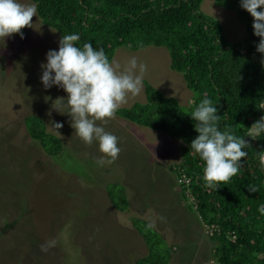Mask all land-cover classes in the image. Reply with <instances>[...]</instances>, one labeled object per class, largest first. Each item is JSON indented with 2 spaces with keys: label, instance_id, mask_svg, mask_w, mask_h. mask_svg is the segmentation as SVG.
I'll use <instances>...</instances> for the list:
<instances>
[{
  "label": "rangeland",
  "instance_id": "obj_1",
  "mask_svg": "<svg viewBox=\"0 0 264 264\" xmlns=\"http://www.w3.org/2000/svg\"><path fill=\"white\" fill-rule=\"evenodd\" d=\"M199 10L221 25L229 45L245 38L235 13L216 7L213 0H202ZM32 23L21 30L23 39L18 34L0 39V264H134L146 249L130 217L149 223L173 247L170 264H214L213 245L180 198L169 169L179 161L177 141L116 116L97 121L118 137L121 149L114 163L100 166L104 154L98 143H84L71 127V116L52 108L67 94L43 87L40 66L50 49L58 50L57 35L36 17ZM133 56L146 65L143 86L151 85L190 111L194 95L182 76L170 70L164 49L118 48L111 62L123 70ZM143 102L142 88L120 108ZM32 115L61 140L58 158L48 157L28 138L23 119ZM53 122L63 127L57 131ZM109 183L125 187L127 214L111 207L104 190ZM50 240L55 245L41 251Z\"/></svg>",
  "mask_w": 264,
  "mask_h": 264
},
{
  "label": "trees",
  "instance_id": "obj_2",
  "mask_svg": "<svg viewBox=\"0 0 264 264\" xmlns=\"http://www.w3.org/2000/svg\"><path fill=\"white\" fill-rule=\"evenodd\" d=\"M201 2L31 0L38 6L40 24L56 33L57 46L63 35L78 33V46L90 42L103 48L110 62L118 48L136 52L151 46L168 53L170 70L182 76L194 95L190 111L144 83V102L120 108L115 116L177 141L179 161L169 169L178 181L180 198L213 245L214 264H264V215L258 211L264 204V166L259 162L264 134L249 137L250 127L264 116V56L256 51L260 38L254 35L253 18L241 8L240 0H213L216 7L235 13L245 29V38L229 45L221 25L200 12ZM205 96L218 108L221 129L250 144L239 173L216 190L204 187V162L190 148L198 133L189 115ZM23 124L28 138L45 155L56 159L62 154L61 140L46 132L39 117H25ZM104 190L111 207L127 214L125 187L109 183ZM130 222L146 249L134 264H170L173 247L144 220L130 217Z\"/></svg>",
  "mask_w": 264,
  "mask_h": 264
},
{
  "label": "clouds",
  "instance_id": "obj_3",
  "mask_svg": "<svg viewBox=\"0 0 264 264\" xmlns=\"http://www.w3.org/2000/svg\"><path fill=\"white\" fill-rule=\"evenodd\" d=\"M240 6L253 18V33L260 38L256 51L264 56V0H240ZM37 12L36 3L0 0V39L5 41L12 34L23 39L21 30L32 27ZM79 39L78 33L63 35L58 50L50 49L46 53V63L40 66V81L46 90L55 86L67 94L66 98H57L55 101L59 103L52 108L59 114L71 116V127L84 143H98L99 151L104 154L97 161L100 166L111 165L121 151L118 137L97 121L106 123L127 103L129 94L135 96L142 91L147 68L133 56L123 70H118L120 65L110 62L103 48H94L90 42L78 46ZM261 64L264 65V59ZM64 108L68 111H61ZM217 113L216 104L205 96L189 115L196 122L198 133L190 148L204 162V187L214 190L239 173L250 145L244 137L222 130L221 116ZM52 127L58 131L63 125L53 122ZM250 129L251 138L264 134V116ZM259 162L264 166V155H259ZM250 191L256 192V189ZM258 211L264 215V204ZM54 245V240L47 241L41 245V251L46 252Z\"/></svg>",
  "mask_w": 264,
  "mask_h": 264
},
{
  "label": "built area",
  "instance_id": "obj_4",
  "mask_svg": "<svg viewBox=\"0 0 264 264\" xmlns=\"http://www.w3.org/2000/svg\"><path fill=\"white\" fill-rule=\"evenodd\" d=\"M186 183H188V182L186 181Z\"/></svg>",
  "mask_w": 264,
  "mask_h": 264
}]
</instances>
